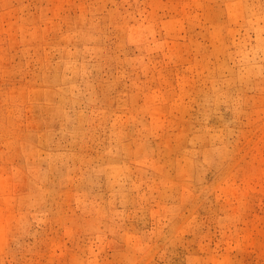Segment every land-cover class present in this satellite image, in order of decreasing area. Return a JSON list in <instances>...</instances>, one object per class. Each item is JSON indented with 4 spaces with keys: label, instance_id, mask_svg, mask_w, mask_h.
Wrapping results in <instances>:
<instances>
[{
    "label": "rangeland",
    "instance_id": "rangeland-1",
    "mask_svg": "<svg viewBox=\"0 0 264 264\" xmlns=\"http://www.w3.org/2000/svg\"><path fill=\"white\" fill-rule=\"evenodd\" d=\"M0 264H264V0H0Z\"/></svg>",
    "mask_w": 264,
    "mask_h": 264
}]
</instances>
